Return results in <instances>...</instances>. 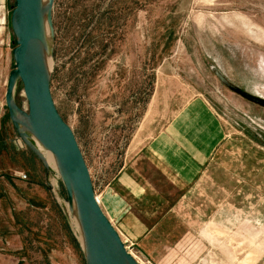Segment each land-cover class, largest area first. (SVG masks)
<instances>
[{"label":"rangeland","instance_id":"374dc122","mask_svg":"<svg viewBox=\"0 0 264 264\" xmlns=\"http://www.w3.org/2000/svg\"><path fill=\"white\" fill-rule=\"evenodd\" d=\"M51 30L52 101L126 252L264 264V0H53ZM4 113L0 264H86L55 165Z\"/></svg>","mask_w":264,"mask_h":264},{"label":"water","instance_id":"95a60500","mask_svg":"<svg viewBox=\"0 0 264 264\" xmlns=\"http://www.w3.org/2000/svg\"><path fill=\"white\" fill-rule=\"evenodd\" d=\"M41 0H13L9 26L13 35L12 70L8 74L4 104L17 136L46 165L30 141L52 155L66 195L67 207L73 213L82 241L86 264H137L126 252L117 232L100 209L90 175L71 129L58 114L50 94L49 44L40 45L44 23L51 37V9ZM19 84L26 102L21 110L14 101ZM17 116L24 119L20 123ZM24 126L27 131H20ZM72 215V213L70 212Z\"/></svg>","mask_w":264,"mask_h":264},{"label":"crops","instance_id":"0c3cea01","mask_svg":"<svg viewBox=\"0 0 264 264\" xmlns=\"http://www.w3.org/2000/svg\"><path fill=\"white\" fill-rule=\"evenodd\" d=\"M13 6V0H0V36L2 35L3 30H5V25L9 26V16L11 12V8ZM12 33V32H11ZM14 40V38L12 37ZM13 45V43H12ZM13 48V47H12ZM1 93V91H0ZM5 94V93H4ZM4 104V97L3 102L0 100V146L2 145V132L5 127V104ZM13 128V127H12Z\"/></svg>","mask_w":264,"mask_h":264},{"label":"bare ground","instance_id":"6f19581e","mask_svg":"<svg viewBox=\"0 0 264 264\" xmlns=\"http://www.w3.org/2000/svg\"><path fill=\"white\" fill-rule=\"evenodd\" d=\"M42 1V9L45 10L46 7H47V4H48V0H41ZM39 43L40 45H44L45 43L49 44V41H50V34H49V30L47 28V25L44 23V35L42 38H39ZM48 65H49V62H47ZM49 70V69H48ZM21 124L24 123V119H22L21 117L17 116L16 118ZM20 131L22 132H26L27 129L24 127V126H20ZM37 143V142H36ZM37 146L40 148L39 144L37 143ZM44 161L48 164V165H52L54 164V158L52 157V155L50 153H48L47 151L44 152ZM54 167V166H53ZM70 212L72 213V217L75 221V218H74V213H73V204L70 205ZM76 224V222H74ZM76 227H77V224H76ZM78 230V228H77ZM80 244H81V248H83L82 246V241H81V238H80ZM130 254V253H129ZM131 255V254H130ZM132 257V256H131ZM133 258V257H132ZM134 259V258H133Z\"/></svg>","mask_w":264,"mask_h":264},{"label":"built area","instance_id":"2783aa9c","mask_svg":"<svg viewBox=\"0 0 264 264\" xmlns=\"http://www.w3.org/2000/svg\"><path fill=\"white\" fill-rule=\"evenodd\" d=\"M21 178H24V176H20Z\"/></svg>","mask_w":264,"mask_h":264}]
</instances>
